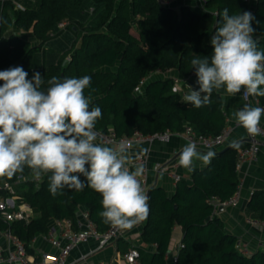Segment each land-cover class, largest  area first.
<instances>
[{"label": "trees", "instance_id": "obj_1", "mask_svg": "<svg viewBox=\"0 0 264 264\" xmlns=\"http://www.w3.org/2000/svg\"><path fill=\"white\" fill-rule=\"evenodd\" d=\"M166 1L38 0L32 7L19 8L11 0H0V71L22 66L31 79L32 54L44 50L46 43L62 31L58 23L64 21L73 32V42L44 66L42 87L46 88L54 76H91V88L95 89L91 92L92 105L102 109L96 129H111L116 135H129L135 129L144 134L183 132L188 123L197 134H216L225 125L217 91L211 94L209 105L195 108L173 91L170 77L150 80L144 91L136 88L142 78L156 71L194 74L190 61L194 55L210 57L213 49L206 34L209 30L213 34L220 26L225 8L230 14L250 11L255 16L254 36L258 47L264 49V0H203L202 11L178 0ZM133 25L137 34L131 31ZM10 28L31 30L38 43L32 44L18 31L6 33ZM113 66L114 70L103 69ZM90 91L85 90V94ZM257 98L264 107V96ZM239 146L234 143L214 152L211 163L194 170L190 181L178 180L170 196L160 186L148 189L149 214L143 221L141 238L153 247H139V264L166 263L174 225L182 230L175 264H264V248L249 255L239 253L237 236L224 230V222L211 202L212 198L225 200L236 191ZM17 174L31 175L28 168ZM17 174L0 180H12ZM48 185V176H41L37 186L28 181L17 193L18 201L30 204L33 216L8 226L24 242L27 252H33L32 238L47 231L50 219H74L78 206L88 210L99 230L109 226L98 215L103 210L98 193L85 186L80 191L65 188L63 195L53 197ZM246 209L257 211L264 220V189L251 191ZM6 226L0 219V228Z\"/></svg>", "mask_w": 264, "mask_h": 264}, {"label": "clouds", "instance_id": "obj_2", "mask_svg": "<svg viewBox=\"0 0 264 264\" xmlns=\"http://www.w3.org/2000/svg\"><path fill=\"white\" fill-rule=\"evenodd\" d=\"M221 17L211 36L210 57L194 55L190 61L199 88L189 86L183 101L195 108L209 105L214 90L228 96H264V49L254 38L255 16L250 11L230 14L225 8ZM0 81V177L11 178L28 168L37 179L48 176L53 197L63 195L65 188L80 191L87 186L101 196L98 215L103 222L120 229L146 219L149 197L139 179L144 165L129 168V144L110 147L98 142L95 127L102 109L92 105L91 76H54L45 88L39 72L29 79L23 67L16 66L0 71ZM87 89L91 91L86 95ZM232 117L250 136L262 133L264 108L245 104ZM214 156L189 142L179 164L191 173L195 160L207 166Z\"/></svg>", "mask_w": 264, "mask_h": 264}, {"label": "built area", "instance_id": "obj_3", "mask_svg": "<svg viewBox=\"0 0 264 264\" xmlns=\"http://www.w3.org/2000/svg\"><path fill=\"white\" fill-rule=\"evenodd\" d=\"M172 1L173 0H168L165 3H170ZM92 10L93 8L90 7L89 12ZM65 24L66 22L63 21L58 23V26L61 28L64 27ZM190 76H183L178 73L173 74L171 76L173 89L180 91L181 88L184 89L191 86L194 90H198V88H196L189 81ZM142 80H144V78H142L140 82H142ZM181 94L184 96L185 92ZM240 95L246 104H249L251 101L258 103L257 96L246 95L243 92H241ZM223 115L225 117V121H228L226 115L224 113ZM236 129H241L245 133V139L236 152L235 169L238 171L244 164H255L258 162L260 145L264 143V126L262 124V133L256 136H250L242 127L236 124L235 120L227 122L216 134H197L187 123L184 127L183 134L186 144L193 142L197 145V149L217 151L227 143ZM95 131L98 133V142H103L105 145L110 147H116L121 142H124L129 144L130 148H132L135 144L140 143H153L155 141L167 142L173 134L169 130L144 134L135 129L129 135H116L111 129L102 131L95 128ZM181 150L182 148L177 150L167 161H154L151 163V168L146 164L147 161L144 157H140L137 161H135L136 163L139 161L140 164L144 165V173L139 179L145 193L152 185L149 178V169H153L157 173L167 174L173 182H177L182 179V176L175 170L178 166H180L179 154ZM40 179L41 177L37 179L32 175L25 176L23 174H17L12 180H0V219L7 224L5 228H0V264H13L16 262L19 264H74L76 260H71L69 256L72 250L80 244L93 240L96 243L94 249H101L117 240L124 232V229L117 228L110 224L104 230H99L95 222L89 216L88 210L82 206H78L74 219L70 217L52 218L49 221L47 231L45 233H40L42 238L55 248V251H40L37 253L27 252L24 242L17 235L12 233L11 228L8 225L10 222L16 220H23L27 222L32 217L33 210L30 204L25 201L21 202L17 200V186L21 187L28 181H32L34 186H37ZM240 186L241 183L239 182L236 191L225 200L218 201L215 198H212L211 202L215 207V211L220 206L226 207L237 205L239 202ZM34 238L35 237L31 240V245ZM181 246L182 243L179 242L176 252L173 255L174 261L176 260L177 251ZM235 246L239 253L243 255H249L251 252L256 250V248L253 249L242 237H237ZM258 246L264 248V243L260 242L258 243ZM84 256L85 255H81L77 260L83 258ZM122 258L125 260L126 264H139V246L134 244L129 245L122 253ZM95 264L112 263L110 261L101 260Z\"/></svg>", "mask_w": 264, "mask_h": 264}, {"label": "crops", "instance_id": "obj_4", "mask_svg": "<svg viewBox=\"0 0 264 264\" xmlns=\"http://www.w3.org/2000/svg\"><path fill=\"white\" fill-rule=\"evenodd\" d=\"M15 3L16 7H32L38 0H11ZM185 4L190 3L188 1H180ZM190 2V0H189ZM180 4V3H179ZM178 4V5H179ZM192 8V7H191ZM200 11V9L198 10ZM202 11V10H201ZM62 29V28H61ZM18 31L15 28H10L6 33ZM20 35L28 39L32 44H37L38 39L34 37L31 30L28 31H18ZM57 36V37H56ZM55 39L52 40L53 47H47L48 41L45 45L44 50L38 49L31 56L32 71L39 72L42 74V69L46 66L47 62L54 60L57 55L65 49H68L73 42V32L67 28H63L62 31L57 34ZM212 31L209 30L206 34V38L211 40ZM51 49L50 51L48 49ZM53 51V52H52ZM50 52V53H49ZM57 52V53H56ZM176 72L175 70H172ZM178 73V72H177ZM195 74V73H194ZM194 74H192L194 76ZM164 78V72L156 71L151 73L147 77H144L146 83L152 79ZM145 83V85H146ZM145 85L142 88L144 91ZM218 92V91H217ZM222 100V110L226 115L227 122H230L233 119L232 112L236 109L241 108L246 103L242 100L240 93L235 96H228L222 92H218ZM181 94V93H180ZM182 95V94H181ZM249 105L253 107H261L258 103L251 101ZM262 108V107H261ZM261 124L264 126V117L261 119ZM169 141L167 142H153V143H140L135 144L132 148L129 149V168L134 170L136 165H139L140 162L136 163L140 157L146 158V164L151 168V163L154 161H167L169 160L174 153L185 146L186 141L183 132H172ZM245 139V133L241 129H236L227 143L222 147L225 148L231 144H240L242 145ZM148 149L147 153L140 151V149ZM220 148V149H222ZM201 153H207L202 149H197ZM219 150V149H218ZM216 152V151H211ZM135 162V163H134ZM195 170L201 169L204 167L203 163L199 160H195ZM176 172L182 176V178L190 181L191 173L184 169L182 166H178ZM237 172L239 182L241 183L239 191V202L235 206H226L223 209H217L216 214L224 222V230L226 232L232 233L237 237H242L247 241L253 249H263V247L258 246V243H264V220L259 218V213L257 211H250L246 209V204L249 199L251 191L254 189H264V143L260 145L259 159L255 164H244ZM149 178L152 182V185L162 187L167 195H172L176 182L164 173H157L153 169H149ZM150 186V187H151ZM20 186H17V191ZM149 187V188H150ZM148 196V190L146 192ZM33 216V215H32ZM143 228V221L137 225L131 227L130 229H124L122 235L112 242L110 245H107L104 248L95 250L96 246L95 241L90 240L87 243L80 244L70 253L69 258L71 260H76L74 264H95L98 261L105 260L110 261L112 264H126L125 260L122 258V253L127 249L129 245H137L140 248L145 250H150L153 245L145 244L141 238V232ZM34 241H32L33 253L40 251H55V248L47 243L40 233H36L34 236ZM182 237V230L180 226L174 225L172 229L171 237V249L168 253L167 260L165 264H175L173 260V255L176 252V248L180 239ZM81 255H85L83 258L77 260ZM13 264H19L18 262Z\"/></svg>", "mask_w": 264, "mask_h": 264}, {"label": "rangeland", "instance_id": "obj_5", "mask_svg": "<svg viewBox=\"0 0 264 264\" xmlns=\"http://www.w3.org/2000/svg\"><path fill=\"white\" fill-rule=\"evenodd\" d=\"M188 3H190V5H191V7H192V9H194V10H199L200 9V11L203 9V1L202 0H190V2H189V0H188ZM93 12V11H92ZM92 12L89 14V15H92ZM62 29L63 28H66V24L64 25V27H61ZM131 31L134 33V34H137V28L135 27V25H133V27L131 28ZM57 37V36H56ZM56 37H53V38H51L49 41V43L47 44V47H50V48H52L53 47V43H52V40L53 39H55ZM79 43V40L76 42V44H78ZM48 49L49 51L51 50V49ZM53 52V51H52ZM50 53V52H49ZM57 53V52H56ZM67 59H65V61H66ZM116 68V66H113V67H110V68H103L104 70H114ZM173 74H177V72H174V71H172V70H170V71H168V72H165L164 73V78H168V77H170L171 78V76L173 75ZM179 74V73H178ZM166 75H168V76H166ZM147 80V79H146ZM146 80L144 79V80H142V82H140L139 83V85L137 86V88H136V90L137 91H139V90H142V88L144 87V85H145V83H146ZM196 80H197V77H196V75L194 74V76L193 75H191L190 76V79H189V81L196 87V88H198L199 86L196 84ZM172 89H173V87H172ZM190 88H181L180 89V91H176V90H174L173 89V91H175V92H178L179 94L180 93H183V92H185V95L186 94H188L189 92H190ZM184 95V96H185ZM180 96H181V99H183V97L184 96H182L181 94H180ZM25 183H27V182H25ZM25 188V184H23V186H21V187H19L18 188V191H20V190H23Z\"/></svg>", "mask_w": 264, "mask_h": 264}, {"label": "water", "instance_id": "obj_6", "mask_svg": "<svg viewBox=\"0 0 264 264\" xmlns=\"http://www.w3.org/2000/svg\"><path fill=\"white\" fill-rule=\"evenodd\" d=\"M225 148H226V147H225ZM219 209H221V210H222V209H223V207H222V206H220V207H219Z\"/></svg>", "mask_w": 264, "mask_h": 264}]
</instances>
